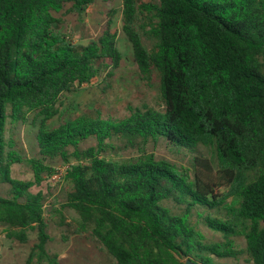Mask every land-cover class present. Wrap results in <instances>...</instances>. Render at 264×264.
<instances>
[{
  "label": "trees",
  "instance_id": "trees-1",
  "mask_svg": "<svg viewBox=\"0 0 264 264\" xmlns=\"http://www.w3.org/2000/svg\"><path fill=\"white\" fill-rule=\"evenodd\" d=\"M92 3L0 0V182L9 185L0 197V226L22 241L36 229L43 252V196L30 190L53 172L43 160L59 158L68 164L66 206L116 264H186L181 254L216 264L236 257L235 237L244 239L249 263L262 264L264 0H122L133 63L142 81L157 78L163 107L135 108L120 120L97 110L74 118L61 112L66 94L111 76L122 60L109 24L86 46L52 27L68 15L80 19ZM29 114L39 120L41 158L28 160L33 177L20 181L10 176L21 159L5 150L6 125ZM54 118L59 125L50 128ZM157 137L212 155L196 156L181 170L153 154L134 161L106 156L113 140L135 148ZM88 139L95 145L80 150ZM168 201L185 205L183 212L172 213ZM195 207L222 214L205 216L204 224L223 242H204L190 222Z\"/></svg>",
  "mask_w": 264,
  "mask_h": 264
},
{
  "label": "rangeland",
  "instance_id": "rangeland-1",
  "mask_svg": "<svg viewBox=\"0 0 264 264\" xmlns=\"http://www.w3.org/2000/svg\"><path fill=\"white\" fill-rule=\"evenodd\" d=\"M121 10L122 0H93L80 19L76 15H68L64 17V22L58 25L73 44L82 46L97 40L110 25V30L117 36V47L122 54L118 68L109 69L112 71L111 76L105 73L93 79L89 85H83L78 91L64 96L61 112L65 116L74 118L87 112L93 115L97 110L102 118L120 120L127 117L129 111L135 108L151 107L158 111L162 109L157 78L154 77L150 83L142 81L133 63L131 47L121 29ZM142 43L147 49L150 48V42L145 38H142ZM38 125L39 120L33 114L27 115L24 121L8 119L5 150L14 151L21 159L19 163L12 165L10 170V176L15 180H31L32 167L28 160L41 158L36 141ZM47 125L50 128L56 127L59 120L54 118L48 121ZM95 143L93 139H88L79 145V149L84 150ZM111 144L106 151L109 159L134 161L144 154H153L155 159L172 162L178 170L189 169L196 156L212 155L209 148L198 146L195 150H187L168 143L163 137L150 139L145 144L139 143L135 148L126 147L123 142L116 140ZM43 161L53 169V172L45 177L39 186H34L30 190L33 194L39 191L43 196V218L48 237L43 252L36 247L38 244L36 229H29L26 232V239L22 241L14 235L10 236L6 228L0 226V264H116L90 232L78 225L77 213L66 206L69 186L63 177L55 182L50 181V176L55 172L62 171L65 174L68 164L59 158H46ZM8 187L7 183L0 182V197L6 195ZM163 205L174 214L183 212L185 208V205L179 206L172 201L163 202ZM205 216L221 217L222 214L216 210L195 207L191 211L190 222L203 235L206 244L223 242L220 234L212 232L205 226ZM233 241L237 251L236 257L214 259V263L250 264L245 252L244 239L235 237Z\"/></svg>",
  "mask_w": 264,
  "mask_h": 264
},
{
  "label": "water",
  "instance_id": "water-1",
  "mask_svg": "<svg viewBox=\"0 0 264 264\" xmlns=\"http://www.w3.org/2000/svg\"><path fill=\"white\" fill-rule=\"evenodd\" d=\"M52 27L55 29V30H60V27L58 26V24L56 22L52 23ZM181 259L184 260V262L186 264H196L194 262H192L191 260L187 259L185 255L181 254ZM262 264H264V249H263V252H262Z\"/></svg>",
  "mask_w": 264,
  "mask_h": 264
},
{
  "label": "built area",
  "instance_id": "built-area-1",
  "mask_svg": "<svg viewBox=\"0 0 264 264\" xmlns=\"http://www.w3.org/2000/svg\"><path fill=\"white\" fill-rule=\"evenodd\" d=\"M63 175H64V174H63L62 171L55 172L54 174H52V175L50 176V181L55 182V181L59 180L60 177H63Z\"/></svg>",
  "mask_w": 264,
  "mask_h": 264
}]
</instances>
